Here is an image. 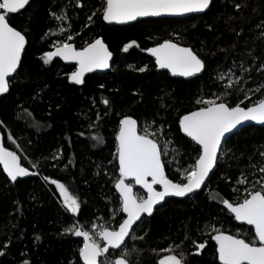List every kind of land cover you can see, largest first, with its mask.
<instances>
[{
    "label": "trees",
    "instance_id": "trees-1",
    "mask_svg": "<svg viewBox=\"0 0 264 264\" xmlns=\"http://www.w3.org/2000/svg\"><path fill=\"white\" fill-rule=\"evenodd\" d=\"M100 2L85 0L86 6L80 10L75 9L74 0H32L25 10L11 16L13 26H27L31 35L16 86L10 93L0 96V121H3L0 135L3 145L21 157L22 165L38 174L18 178V182L12 183L0 165V247L11 241L6 248L7 255L0 256V264H23L26 260L31 264H74L83 240L74 235H61L63 228L77 224L89 229L96 223L115 226L120 219L114 212L119 208L114 187L119 176L115 159L119 120L124 115L133 116L138 120L140 131L149 125H152L149 131H155L162 124L166 138L174 140L173 147H178L182 154L179 163L187 167L194 162L198 146L179 131L178 117L198 107L197 99L210 98L224 91L226 80L221 81L219 76L229 67L237 71L233 61L237 64L247 61L245 66L251 63L246 55L234 54L245 52V44L249 49L253 45L257 49L264 48L253 39L257 35L255 25L264 20V2L258 14L249 7L242 19L230 24H225V20L233 9L227 0H215L207 14L146 19L124 26L108 25L97 15L94 24L85 28L87 15H91ZM63 3L69 5L72 31L80 33L76 44L81 46L86 40L101 35L114 54L109 73L88 75L85 85L81 86L72 85L66 79L65 74L74 70L73 65L54 58L52 64L42 67L38 58L43 51L51 50L54 40L63 38L57 34L41 39L47 30L56 31L58 27V22L49 16V6ZM256 3L257 0H252L253 7ZM209 24L214 25L211 31L207 27ZM241 27L244 32L238 38L232 29L239 31ZM177 33L185 43L194 44L196 50L206 56L207 67L201 76L184 79L159 71L154 66V58L144 51ZM132 40H136L139 47L123 52V44ZM255 54L260 55L259 50ZM145 65L149 68L146 73L136 70ZM250 75L246 88L254 89L264 83V73L253 70ZM100 84L105 87L99 88ZM164 92H169L170 97H164ZM262 94H254L245 104L255 102ZM104 98L111 101L110 106L103 105ZM93 99L95 105L91 103ZM162 104L166 105L163 110ZM153 120L156 124H152ZM9 135L12 140L8 139ZM96 136L101 137L103 143L96 142L93 139ZM164 139L161 138V145ZM261 144H264V126H248L232 136L226 148L236 147L251 154ZM61 150V160H53ZM169 151L171 153V149ZM167 159L171 160L172 154ZM33 164L37 166L33 168ZM247 164V159L239 163L225 161L200 192L191 198H171L166 208L144 219L137 234L147 231L145 241H135L145 249L140 258L142 264H155L156 254L150 250L159 251L170 242H179L189 223L193 228L191 235L196 239L197 223L203 227L209 220L217 219L222 221L217 227L251 238L254 230L238 224L226 211L222 214L223 205L220 204L225 198L234 201L238 195L235 189L243 191V185L237 181L244 178L241 172L247 175L252 171ZM177 167V163L166 165L170 179L181 178ZM51 179L63 182L69 194L79 199V213L66 212ZM248 179L253 177L248 176ZM138 193L143 194L142 191ZM36 236L40 239L36 240ZM131 243L129 241L130 246ZM213 245L214 242H210L202 257H190L191 264H213ZM119 254L110 253L109 259Z\"/></svg>",
    "mask_w": 264,
    "mask_h": 264
},
{
    "label": "snow or ice",
    "instance_id": "snow-or-ice-1",
    "mask_svg": "<svg viewBox=\"0 0 264 264\" xmlns=\"http://www.w3.org/2000/svg\"><path fill=\"white\" fill-rule=\"evenodd\" d=\"M31 2L32 0H0V96L10 93L16 86L17 77L24 67L23 57L31 35L29 27L13 26L10 22L11 16L25 10ZM227 2L233 9V13L225 20V24H230L242 19L244 11L249 7H252L253 13L258 14L264 0H257L254 7L252 0ZM214 4L215 0H101L100 6L95 8L91 15H87L84 27L94 24V17L97 15L108 25H128L147 17L207 14ZM74 5L75 9L83 10L86 6L85 0H74ZM68 9L67 3L49 6V16L58 22V27L56 31L47 30L41 39L57 34L63 38L54 40L51 50L43 51L38 58L42 61V67L52 64L54 58L72 63L74 70L65 74L67 81L72 85H85L87 73L110 67L113 52L101 35L94 36L78 46L76 37L80 33L72 31V17ZM207 27L211 31L214 25L209 24ZM255 30L257 35L253 39L264 45V20L255 25ZM232 31L238 38L244 32L242 27L239 31L235 28ZM204 46L202 43L201 47ZM133 47H139L136 40L124 43L122 51L127 53ZM233 47L235 48V45ZM244 48L245 52L234 54L246 55L251 63L245 66L247 61L239 64L233 61L237 71L229 67L226 73L219 76L221 81L226 80L224 91L210 98L197 99L198 107L178 117L179 131L198 146L195 149L197 155L194 162L187 167L179 163L182 154L178 147H173L175 141L166 138V130L162 124L155 131H149L152 125L140 131L138 121L133 116L124 115L119 120L115 136V159L118 162L119 176L114 185L118 192L119 208L114 209V212L120 219L115 226L92 224L89 230H84L81 226L73 224L63 228L61 235L83 238L74 264H142L140 258L145 249L140 248L135 241H145L147 231L137 234V229L143 224L144 219L166 208L169 198H191L197 194L206 181L211 179L210 174L218 170L225 161L239 163L242 159H247V167L252 169L247 175L241 172L244 178L237 181L243 185V191L241 192L240 188L235 189L237 198L234 201L222 199L220 204L223 205L222 214L226 211L235 221L252 226L254 235L247 238L243 233H229L222 226H216L222 225V221L217 219L209 220L203 227L197 223L194 229L198 237L196 239L191 235L193 228L189 223L185 226L183 239L179 242H170L159 251L156 249L150 251L156 254L155 264H191L190 257H202L210 242H214L213 264H264V144L256 146L251 154L236 147L226 148L229 139L245 129L246 122L264 125V94L255 102L245 104V101L251 100L254 94L264 93V83L254 89L245 87L251 79L250 74L253 70L264 73V48L257 49L253 45L249 49L247 44ZM257 50L260 55L255 54ZM144 51L154 57L155 68L166 70L173 77H198L207 67L206 56H202L194 44L185 43L179 33L156 42L154 46ZM136 70L139 73H146L149 68L145 65ZM246 76L248 79H245ZM104 87L103 84L99 85L101 89ZM241 96L243 99H240ZM164 97H170V93L164 92ZM101 102L105 106L111 105L107 98ZM91 103L95 105L96 100L93 99ZM165 107L166 105H161L162 110ZM99 118L98 113L97 119ZM0 124H3V121H0ZM152 124H156V121L153 120ZM162 137L165 138L163 145L160 143ZM8 139L13 138L9 135ZM93 139L103 143L99 136ZM170 154L172 159L168 160ZM61 156L62 150L52 159L60 161ZM172 163L178 164L177 174L181 177L178 180L170 179L166 174V165ZM0 165L12 183L18 182V178L38 174L30 172L28 167L23 166L17 152L4 147L2 143ZM36 166L32 165L33 168ZM248 176L253 179L249 180ZM44 179L49 180L47 176ZM50 183L59 191L66 212L77 214L81 211L79 199L69 194L63 182L51 179ZM135 185L144 190V195H137L134 192ZM35 239L39 240L40 237L36 236ZM129 241L132 242L131 246ZM10 244L9 240L0 247V256L7 255L6 248ZM115 252L120 254L109 259L110 253ZM23 264L31 262L26 260Z\"/></svg>",
    "mask_w": 264,
    "mask_h": 264
},
{
    "label": "water",
    "instance_id": "water-1",
    "mask_svg": "<svg viewBox=\"0 0 264 264\" xmlns=\"http://www.w3.org/2000/svg\"><path fill=\"white\" fill-rule=\"evenodd\" d=\"M23 10H21L20 12H22ZM20 12H18V13H20ZM18 13H16V14H18ZM192 15H202V14H187V15H184V16H161V17H147V18H141V20H146V19H158V18H185V17H189V16H192ZM134 23H136V22H132L131 24H134ZM112 25H118V26H124V25H119V24H112ZM128 25H130V24H128ZM149 56H151L149 53H147ZM152 57V56H151ZM154 58V57H153ZM58 59H60V58H58ZM61 60V59H60ZM62 62H64L65 64H69V65H73L72 63H69V62H65V61H63V60H61ZM113 61H114V54H113V58H112V60L110 61V67L108 68V69H97V70H94L93 72H91V73H87L86 75H85V78L88 76V75H91V74H102V75H104V74H107V73H109L111 70H112V66H113ZM159 71H166V70H161V69H158ZM171 75V74H170ZM202 74H200L199 76H201ZM178 78H183V77H178ZM193 78H195V77H193ZM184 79H191V78H184ZM79 86H81V85H79ZM4 95H6V94H4ZM4 95H2V96H4ZM134 118V117H133ZM136 119V118H135ZM137 120V119H136ZM138 121V120H137ZM246 124H247V126L246 127H248V126H259V127H263L264 125H260V124H258V123H256V122H246ZM245 127V128H246ZM138 129L140 130V128H139V123H138ZM183 134V133H182ZM184 136H185V134H183ZM189 138V137H188ZM189 139H191V138H189ZM0 143H2L3 144V142H2V137H1V135H0ZM4 146V145H3ZM5 147V146H4ZM165 171H166V169H165ZM210 175H212V174H210ZM207 182L208 181H206V184H207ZM205 184V185H206ZM205 185L204 186H202V189L205 187ZM141 189V190H143L139 185H135L134 186V192H135V189ZM201 189V190H202ZM201 190H198V192H200ZM143 192H144V190H143ZM117 194H118V192H117ZM169 199H171V198H169ZM174 199H185V198H174ZM146 215V214H145ZM238 224H241V225H246L244 222H238V221H236ZM246 226H248V227H251L253 230H254V228L252 227V226H249V225H246ZM78 238H81L82 240H83V238L82 237H78Z\"/></svg>",
    "mask_w": 264,
    "mask_h": 264
},
{
    "label": "flooded vegetation",
    "instance_id": "flooded-vegetation-1",
    "mask_svg": "<svg viewBox=\"0 0 264 264\" xmlns=\"http://www.w3.org/2000/svg\"><path fill=\"white\" fill-rule=\"evenodd\" d=\"M139 191H142V192H143V190H141V189H137V188L135 189V193H136V194H139V193H138ZM141 195H142V194H141ZM143 195H144V192H143Z\"/></svg>",
    "mask_w": 264,
    "mask_h": 264
},
{
    "label": "rangeland",
    "instance_id": "rangeland-1",
    "mask_svg": "<svg viewBox=\"0 0 264 264\" xmlns=\"http://www.w3.org/2000/svg\"><path fill=\"white\" fill-rule=\"evenodd\" d=\"M137 195H140V194H137ZM142 195H143V194H142ZM142 195H141V196H142ZM96 224L100 225L99 223H96ZM79 226H80V225H79ZM81 227H82L84 230H89V229H90V228L87 229V228H85V227H83V226H81ZM110 259H112V258H110Z\"/></svg>",
    "mask_w": 264,
    "mask_h": 264
}]
</instances>
